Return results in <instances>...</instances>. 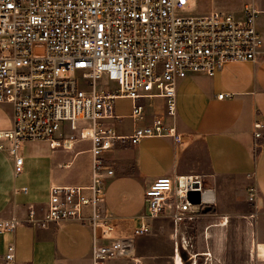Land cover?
Instances as JSON below:
<instances>
[{"label":"built area","instance_id":"1","mask_svg":"<svg viewBox=\"0 0 264 264\" xmlns=\"http://www.w3.org/2000/svg\"><path fill=\"white\" fill-rule=\"evenodd\" d=\"M192 0H0V104H11L10 127L0 129V152H8L15 174L23 172L25 143L47 140L51 148L72 149L91 141L93 160L89 185L51 186L48 207L38 217L28 206V222H80L93 230V264L134 258L136 239L153 230L152 221L169 218L173 225V262L225 264L206 242L198 244L205 216L204 178L174 175L157 178L145 190V210L131 234L121 235L103 208L107 179L114 176L104 156L116 145L138 143L146 136H183L165 119L176 115L177 84L187 75L215 74L231 61H256L262 38L256 28L254 3L246 17L213 11L193 15ZM227 94H219L222 98ZM162 98L164 113L154 115L132 133L119 134L116 100L132 101L129 117L147 116V99ZM68 123L70 131L63 132ZM260 137L263 123L254 124ZM22 190L27 191V187ZM201 192L194 203L189 192ZM23 221L0 219V232L14 231ZM2 264H15L11 243Z\"/></svg>","mask_w":264,"mask_h":264},{"label":"crops","instance_id":"2","mask_svg":"<svg viewBox=\"0 0 264 264\" xmlns=\"http://www.w3.org/2000/svg\"><path fill=\"white\" fill-rule=\"evenodd\" d=\"M247 3H254L258 9L256 28L262 38L258 58L231 61L213 75L197 71L178 81L176 115L165 122L176 127L182 141L177 143L172 136H146L136 144L126 141L104 152L115 174L107 179L103 208L119 234L129 235L139 225L145 210V190L157 178L200 175L207 185L201 226L210 225L206 234L215 254L223 257L224 237L221 231L214 234L210 229L228 225L235 212L253 216L255 240L261 244L257 250L264 253V0H192L190 14L223 11L242 21ZM222 93L227 96L219 98ZM145 103L146 118L133 121L129 113L125 114V119L132 120V128L122 130L125 119L118 121L119 134L128 135L135 125L143 126L154 115L164 113L162 98ZM13 117V106L0 104V129L10 127ZM256 121L263 123L260 137L255 136ZM69 131L68 123H64L63 132ZM91 146V141L81 139L70 150L53 149L47 140L29 141L22 148L20 174H15L12 156L0 152V219L17 217L23 221L14 231L0 232L1 264L11 243L15 246V264H93L94 237L89 225H42L26 220L30 204L36 205L38 217H43L51 186L91 183ZM165 219L172 225L165 217L154 219L152 224ZM204 232L197 236H204L206 242Z\"/></svg>","mask_w":264,"mask_h":264},{"label":"rangeland","instance_id":"3","mask_svg":"<svg viewBox=\"0 0 264 264\" xmlns=\"http://www.w3.org/2000/svg\"><path fill=\"white\" fill-rule=\"evenodd\" d=\"M191 8L189 7L185 10L188 13H192ZM131 107L132 101L129 98H118L116 100L117 114L130 113ZM130 128H132V120L129 118L125 119L123 125H120V129L122 130L128 131ZM41 145L44 146L46 143ZM251 209L252 207H250ZM252 217V215L244 216L235 212L229 219L228 225L210 229L214 234L222 232L224 237L222 240V259L225 261V264H264V255L253 252L254 246L252 245L255 236ZM204 230L205 227H200L197 235H200ZM171 232L172 225L167 219L155 220L153 230L149 234L142 235L136 239L134 258H114L106 260L103 264H173L172 258L174 253ZM202 238L204 236L197 238L199 246L205 244V240ZM212 239L214 240L215 236L211 238L210 242L213 241Z\"/></svg>","mask_w":264,"mask_h":264},{"label":"water","instance_id":"4","mask_svg":"<svg viewBox=\"0 0 264 264\" xmlns=\"http://www.w3.org/2000/svg\"><path fill=\"white\" fill-rule=\"evenodd\" d=\"M189 198L194 203H199L201 201V192L199 191H191L189 192Z\"/></svg>","mask_w":264,"mask_h":264},{"label":"bare ground","instance_id":"5","mask_svg":"<svg viewBox=\"0 0 264 264\" xmlns=\"http://www.w3.org/2000/svg\"><path fill=\"white\" fill-rule=\"evenodd\" d=\"M252 246H254V247H253V252H254V253H258V254H260V253H259V250H257V248H259V247L261 246V244H260L259 242H257L256 240H254ZM261 254H264V253L261 252ZM176 260H177V263L180 264V259L177 258Z\"/></svg>","mask_w":264,"mask_h":264}]
</instances>
